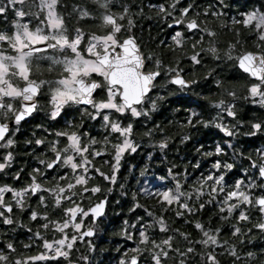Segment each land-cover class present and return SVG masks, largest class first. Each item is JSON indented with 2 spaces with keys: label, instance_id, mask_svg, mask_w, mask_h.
<instances>
[{
  "label": "snow or ice",
  "instance_id": "1",
  "mask_svg": "<svg viewBox=\"0 0 264 264\" xmlns=\"http://www.w3.org/2000/svg\"><path fill=\"white\" fill-rule=\"evenodd\" d=\"M143 7L127 0H0V173L7 174L17 154L35 161L19 187L0 184V264H104L96 256V240L109 195H128L119 175L124 157L147 144L150 162L156 150L167 156L175 142L164 127L165 122L172 126V119L153 122L167 97H176L168 102L186 112L176 121V135L179 145L192 142L195 162L182 170L172 162L165 175L155 176L159 185L132 190L127 212L133 215L125 214L112 233L124 244L111 248L115 255L108 264H221L222 257L225 264H264V246L254 243L259 237L264 245V142L247 151L243 144L237 147L241 137L250 143L264 137V118L255 112H264V10L229 16L227 0L149 2L158 32L150 35L149 47L133 32ZM242 29L255 51L244 49ZM223 31L235 36L226 46L217 39ZM226 67L236 73L231 79L222 74ZM241 80L246 81L243 100L251 105L248 119L237 110L241 97L229 87ZM189 93L206 102L196 107L215 115L205 119L188 107ZM40 111L44 120L18 142L17 133ZM97 123L99 139L85 127ZM199 127L217 130L222 143L205 150L203 142H193L185 129ZM149 166L146 162L140 177ZM23 172L17 169L12 180L19 181ZM144 198L155 206L141 204ZM207 206L215 211L206 227L197 213ZM213 216L219 221L215 227ZM17 229L28 233L23 249L40 251L18 253L15 237L9 236Z\"/></svg>",
  "mask_w": 264,
  "mask_h": 264
},
{
  "label": "trees",
  "instance_id": "2",
  "mask_svg": "<svg viewBox=\"0 0 264 264\" xmlns=\"http://www.w3.org/2000/svg\"><path fill=\"white\" fill-rule=\"evenodd\" d=\"M240 1L241 0H227V2L231 5L230 9L225 10L228 12L229 16H232L235 14V12L240 11V5H241ZM245 1L246 2L244 3V11H248L252 9L264 10V0H245ZM65 2L70 3L71 0H65ZM149 2L155 5V4L162 2V0H127V3H129L130 5H140L141 3H143L144 15L143 17L134 18L135 27L133 29V32L136 35L138 40L148 41V46L151 47L150 35L152 37H155L158 35V32H157V27L155 23L154 13L151 12L147 7V4ZM198 2L202 3L203 0H198ZM132 10L133 12H135L137 9L133 7ZM61 11L63 10L61 9ZM150 15L154 17L153 20L147 19V17ZM2 19L3 18L0 17V20ZM230 27L233 30H235V28L238 26L230 25ZM141 28H143V33H141ZM217 31H219V29H217ZM217 39L220 41L222 46H226L227 42L235 39V36L233 32L223 31V32H220ZM240 39L242 41L243 40L247 41L246 43H244L245 50L255 51L252 38L248 37L247 34L244 33L243 29L241 30ZM141 46L144 47L143 43L141 44ZM209 63L211 64L212 62L209 61ZM217 71H220V69H217ZM222 74L229 79H231L232 77L236 75L234 71L230 70L227 67L223 69ZM197 75L202 76L203 70H198ZM245 83L246 81L241 80L235 85H229V87H235L238 96L241 97L236 102L237 110L241 116H243L245 119H248L249 115L251 114L250 113L251 105L246 104L243 100V96L245 94V89L243 85ZM209 87H211L210 82H208L204 86L205 94H207V90ZM199 90L200 89H197V91ZM163 94L167 97V93H163ZM189 99L191 100V103H188L187 101H185L187 106L190 108H194L198 112H202V115L205 119H211V116L215 115V110L213 109H208L207 107H204L203 109L196 107L197 104L206 105L205 101L198 100L196 97L191 96V93H189ZM169 100L174 102L176 100V97H167V99L163 102V107L160 108L156 114H154L155 119L153 121L154 123H157V122L165 121V118L173 120L172 126H168L166 122L164 124L166 131L171 132L174 135V140H175V142L169 146V151H168L167 156H161L159 150H156L153 154L155 158L149 162L147 160V152L152 151V149L149 148L147 144H145L143 147L138 149L136 153H133L131 155H126L122 161V167H121L119 175L121 178V182L125 183V186H126L125 190L128 192V195L126 197H122V196H119L118 193L116 192L109 195V203L106 209L107 218L105 222L101 224V227H100L101 232H100V238H99L100 240H99V243L97 244V251H96L97 258L102 259L104 261V264H108L109 259L115 255V253L111 251V248L117 243H120L121 245L124 244V241H120L119 237L112 235V233L117 231L120 221L124 218L125 214L129 216L133 215L127 212L128 207L131 204L132 190L135 189L138 191V188L140 186H143L141 184L144 179H147V178L155 179V176L165 175L167 167H169L172 162H175L178 165V168L181 170L184 168L185 164L195 162V153L191 151L192 142H188L187 146L179 145L178 144L179 136L176 135V133L180 131V129L176 125V121L182 120L185 117L186 112L184 111L183 108L180 107L179 104L169 103L168 102ZM173 107L179 108L180 110L178 112L173 113L172 111ZM255 112H256V116L260 118H264V112H262L260 109H256ZM90 131L92 132L93 135H96L98 139L100 138V135L103 134L100 132L97 126L94 128V130L90 129ZM139 131L140 129L138 128L137 134L135 136L137 143H139L142 139L141 136L139 135ZM185 131H190V134L192 135V138H193V142L194 141L203 142L205 150L210 149L215 143H218V142L222 143V140H221L222 134H220L214 128L205 129V128L199 127L198 130L197 129H193V130L185 129ZM262 142H264V137H261L260 139H253L251 143L247 140V138L241 137L240 143L237 144V147H240L241 144H243V146L245 147V150L247 151L249 148L254 149V148L260 147ZM177 148H179L180 150L179 155H176ZM228 155H231V153L229 152ZM181 160H183L184 163H181ZM146 162H148L150 166L147 169L146 175L144 177H140L139 175L140 170L146 164ZM202 164L206 165V161H202ZM130 167L132 168V172L128 171ZM192 171L193 170L191 169V167H189L188 172L191 173ZM124 177H127V181L124 180ZM99 182H101L100 179H99ZM116 199H119L121 201V204L119 205L114 204L113 201H115ZM140 203L145 206H153V207L155 206L154 200H149L146 198L140 199ZM114 210L116 212L121 213L120 217H116L114 215ZM156 211H157V214L159 215L158 208L156 209ZM214 211H215L214 207H211V206H207L205 210H203V212L198 211L197 215L204 221L206 227L208 226V217L212 215ZM141 212H142V209H137V214ZM173 215H174L173 213H166V216L168 217H173ZM169 222L171 223V221ZM218 223H219L218 219L215 216H213L212 221H211L212 227H215ZM172 226L178 227L180 226V222L178 221L176 224ZM188 230L192 231L191 226H188ZM24 231H25L24 229H19L17 234L22 236ZM227 232H228V229L227 227H225L224 233H227ZM224 238H227V236L225 235ZM0 239H2V237H0ZM22 243L23 241L17 245V248L19 251L18 253L26 252L27 254V251L23 249L22 247ZM254 243H256L258 246H264L260 244L259 237H257ZM100 247L107 248L109 249V251L101 253L99 251ZM221 264H225V259L223 257L221 258Z\"/></svg>",
  "mask_w": 264,
  "mask_h": 264
},
{
  "label": "flooded vegetation",
  "instance_id": "3",
  "mask_svg": "<svg viewBox=\"0 0 264 264\" xmlns=\"http://www.w3.org/2000/svg\"><path fill=\"white\" fill-rule=\"evenodd\" d=\"M240 2H241L240 11H244V3L246 1L245 0H241ZM39 74H41V73H39ZM36 77H40V75L36 76ZM43 77L44 78H51L47 74H43ZM40 103H41L42 106H44V98L43 97H41ZM43 120H44V112L43 111L37 112L35 114V118L34 119H30L27 124L23 125V127L21 128V131L19 133H17L16 139L18 140V142L23 141V139L25 137L30 136L31 135V129L33 128L34 124L35 123H41ZM48 123H52V122L49 121ZM61 123H63V120H61ZM96 126L99 128V124L98 123H97ZM85 127L88 128L89 130L90 129L94 130V128H91L90 124L86 125ZM37 132L39 134V130H37ZM40 150H42V149H38L37 151H40ZM18 151H19V149H17V152ZM33 164H35V161L32 160L30 157H27V156L21 155V154H17L16 157H15V163L12 165L11 168H9L7 170V174L0 173V184L7 182L8 184L15 185V186L19 187L27 179V173H28V171H30V166L33 165ZM19 168H24V172L22 173V177H21V179L19 181H14V180H12V173H14ZM99 179L100 178L97 177L95 182H99ZM31 203H32L33 206H36L35 198L31 201ZM85 203H87V201H85ZM21 219H22V221L24 223H28L26 214H23L21 216ZM100 227H101V225H100ZM18 230L19 229H17V231L15 233L9 232V236L10 237H12V236L15 237V239L17 241V245L20 242H22V241L23 242H27V239H28V233L26 231H24L23 235L20 236V235L17 234ZM33 230H35V226L34 225H33ZM49 238H51L50 235H49ZM99 238H100V234H99V237L96 240V244L99 243V240H100ZM81 250L83 251V248ZM38 251H40V249H37V248L33 247V249L30 252L27 251V254L28 255H34Z\"/></svg>",
  "mask_w": 264,
  "mask_h": 264
},
{
  "label": "rangeland",
  "instance_id": "4",
  "mask_svg": "<svg viewBox=\"0 0 264 264\" xmlns=\"http://www.w3.org/2000/svg\"><path fill=\"white\" fill-rule=\"evenodd\" d=\"M33 72H34V76H41V74H39V73H41L40 71H37L35 68L33 69ZM38 73V74H37ZM43 74H47L48 76H49V74L47 73V71H43ZM53 76L55 75V73H53L52 74ZM159 181H157V180H155L154 178H147V179H144L143 180V182H142V184L141 185H143V187H151L153 184H155V185H159Z\"/></svg>",
  "mask_w": 264,
  "mask_h": 264
}]
</instances>
